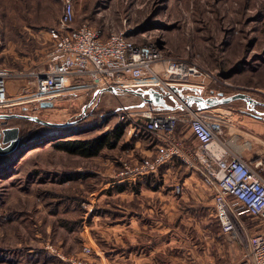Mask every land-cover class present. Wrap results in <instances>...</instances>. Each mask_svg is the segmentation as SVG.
<instances>
[{"label": "rangeland", "instance_id": "374dc122", "mask_svg": "<svg viewBox=\"0 0 264 264\" xmlns=\"http://www.w3.org/2000/svg\"><path fill=\"white\" fill-rule=\"evenodd\" d=\"M73 5V27L87 24L103 28L105 34L126 30L136 43L149 42L166 57L194 62L207 74L206 95L245 92L264 103V0H73ZM62 9L63 0H0V66L11 73L44 69L52 47L48 29L57 26ZM92 97L90 91L79 93L73 99L70 97L72 101L61 99L56 106L30 109L29 113L51 122L80 117L79 121L84 124L99 115L105 116L102 126L92 127L91 131L79 136L89 138L119 123V112H141L151 107L138 106L140 98L125 93H105L95 104L86 107ZM256 109L264 111V105ZM13 110L23 113L21 107ZM211 110L225 122L245 128L247 133L251 130L264 132V123L254 117L242 100ZM143 121L137 119L141 125ZM131 125L126 123L117 147L104 149L95 157L67 154L56 150L47 138L33 139L17 152L14 165L10 161L5 167L0 166V264L51 263L56 256L47 246L59 251V244H64L61 240L66 234L58 229L61 220L68 215L80 216L72 210L66 212L65 206L70 203L66 196L76 194L86 201L90 198V189L97 186L102 187L100 192L105 190L103 194L106 195L109 180L117 179L124 170L122 162L140 161L145 154L142 151L152 148L146 138L133 135ZM6 126H16L19 135L27 136L40 124L26 118H10ZM176 130L183 137L187 132L186 124L177 125ZM137 142L141 145L135 146ZM189 144L205 156L195 140H190ZM112 160L120 167H114L119 176L110 179ZM195 162L206 172L197 159ZM202 162L206 168H212L210 159ZM184 172L182 168L180 174ZM153 178L151 184L158 179ZM201 180L213 194L205 175H196L195 181ZM203 218L208 219L212 237L208 244L199 241L196 228L191 227L189 232L195 238L190 244L196 246L185 250L189 264L197 263L196 256L202 264H239L242 248L222 233L218 221H214V208L204 210ZM242 222L250 233L254 231V219L243 215Z\"/></svg>", "mask_w": 264, "mask_h": 264}, {"label": "built area", "instance_id": "2783aa9c", "mask_svg": "<svg viewBox=\"0 0 264 264\" xmlns=\"http://www.w3.org/2000/svg\"><path fill=\"white\" fill-rule=\"evenodd\" d=\"M73 13V0H63L57 26L48 29L52 47L44 69L11 73L0 66V108L13 109L61 99L72 101L79 93H94L108 86L122 89L158 86L165 90L172 86L191 87L206 95L207 74L194 62L166 57L149 42L136 43L126 30L105 34L103 28L87 24L73 27ZM172 94L180 102L179 96ZM211 109L158 111L150 107L141 112H119L118 122L132 124L133 135L144 130L155 139L152 153L133 164L122 162L124 170L120 176L132 178L126 184L142 182L175 161L202 172L213 188V208L222 233L242 248L239 264H264V158L246 160L231 156L224 138L231 123ZM138 118L144 119L142 125L137 122ZM105 119L101 116V121ZM181 123L186 124L205 156L177 133L176 127ZM243 144L249 146V142ZM196 159L206 172L200 170ZM207 159L212 161L211 169L202 162ZM173 189L176 194L181 193L182 184H175ZM92 204L86 200L80 206L89 214L93 211ZM243 215L257 219L252 233L243 224ZM47 247L64 258L51 245ZM91 251L90 247L83 246V255L68 261L90 264L87 256Z\"/></svg>", "mask_w": 264, "mask_h": 264}, {"label": "crops", "instance_id": "0c3cea01", "mask_svg": "<svg viewBox=\"0 0 264 264\" xmlns=\"http://www.w3.org/2000/svg\"><path fill=\"white\" fill-rule=\"evenodd\" d=\"M237 126L231 124L224 133L229 154L246 160L264 158V132L247 133L245 128ZM244 141L249 142V146H245ZM137 145L141 143H135ZM152 148L142 151L143 156L152 153ZM110 166L113 172L110 179L118 177L114 167L119 168V163L112 160ZM182 168L185 172L181 175ZM198 174L202 172L176 161L160 168L156 175L162 183L155 188L142 184L138 193L126 187L106 195L105 190L100 192L102 187L91 188L88 201H92L94 207L102 206L106 212L90 218L82 209L85 215L81 225L68 228L59 224L58 229L66 234L61 240L64 244H59L64 258L54 254L56 257L49 264H71L68 259L83 255V246L92 250L87 256L90 264H189L185 250L196 246L190 244L195 238L189 232L191 227L196 228L199 241L208 244L212 237L203 213L213 207L214 193L202 180L195 181ZM109 181L105 189L110 190L118 184L131 183L132 178L119 176ZM177 183L183 184L179 194L173 189ZM79 207L82 208L80 204ZM72 219L69 215L65 218L67 222ZM214 221L217 223L216 219ZM195 261L202 264L200 257L196 256Z\"/></svg>", "mask_w": 264, "mask_h": 264}, {"label": "water", "instance_id": "95a60500", "mask_svg": "<svg viewBox=\"0 0 264 264\" xmlns=\"http://www.w3.org/2000/svg\"><path fill=\"white\" fill-rule=\"evenodd\" d=\"M172 92L179 96L180 102L174 98ZM105 93H125L134 95L140 98L138 106L143 107L148 105L158 111H174L182 110L184 108L210 109L231 104L237 100H242L253 111L255 118L264 121V111L256 109V106H263L264 103L252 98L245 92H236L229 95L218 92L216 94L204 95L199 89L191 87L180 88L172 86L169 90H165L158 86L148 87L145 89H122L116 86H108L94 92L90 103L87 104L86 107L95 104ZM73 96L75 95L73 94ZM57 104L58 102L42 101L33 106L23 105L21 106L23 113L16 112L11 108L6 110L0 109V155L13 152L19 143V128L16 126H6L7 120L10 118H26L46 126H67L80 120V117H78L75 120H69L66 122H51L29 113L30 109L36 110L39 108H50L56 106ZM244 112L248 113L246 111Z\"/></svg>", "mask_w": 264, "mask_h": 264}, {"label": "trees", "instance_id": "16d2710c", "mask_svg": "<svg viewBox=\"0 0 264 264\" xmlns=\"http://www.w3.org/2000/svg\"><path fill=\"white\" fill-rule=\"evenodd\" d=\"M51 28V27H50ZM101 116H97L96 119L89 124H84V122H76L71 125L67 126H46L40 124V127L32 134H29L27 136H21L19 135V143L17 148L8 154L5 155H0V166L5 167L10 161L12 162V165L15 163L13 162L14 157L16 156L17 152L20 151L23 147H25L27 144L30 143L33 139H49V142H51V145L59 151H64L67 154L75 155V156H80L84 158H89V157H95L98 156L104 149H113L117 147L124 136V132L126 129V122H119L117 124H114L111 128L106 129L103 131L101 134L95 135L93 137L89 138H80L79 136L85 132L91 131L92 127H98L99 125H103L104 122L101 120ZM29 120V119H28ZM258 121H261L257 119ZM32 121V120H29ZM84 125V126H83ZM144 134H139L137 133V138L140 137L139 139L146 138L149 141V145L151 147L154 146L155 144V139L154 137L148 133V132H143ZM51 137V138H50ZM53 137V138H52ZM184 139L187 141V143H190L194 141L193 136L189 129L187 128V132L183 134ZM48 142V141H47ZM157 177L155 175L148 177L145 180L144 185L150 186L151 188L157 187L159 184H161V180L157 179L155 180L156 182L154 184H151V180L153 181L154 178ZM158 178V177H157ZM142 185L141 182H136L132 184H118L117 186L114 187V189H110L107 191L106 194H110L112 191H123L126 189V187H130L132 191L135 193L139 192V187ZM69 195V196H68ZM66 196V200L68 201L69 204L65 206L66 212H70L69 210L78 212L80 216L75 217L71 221H66L65 218L61 220L63 226H66L68 228H75L78 225H81L83 221V215H84V210H82L79 207V204L82 201H85V199L82 196H78L76 194H68ZM51 202H49L48 205H50ZM76 205L71 206V205ZM74 207V208H73ZM51 208V205H50ZM105 211V208L102 206H98L97 204L93 208V211L89 215L91 218L92 215L94 214H103ZM73 218V217H72ZM89 218V219H90ZM252 218V217H251ZM254 219V218H252ZM255 220V219H254ZM257 223V219L255 220Z\"/></svg>", "mask_w": 264, "mask_h": 264}, {"label": "bare ground", "instance_id": "6f19581e", "mask_svg": "<svg viewBox=\"0 0 264 264\" xmlns=\"http://www.w3.org/2000/svg\"><path fill=\"white\" fill-rule=\"evenodd\" d=\"M217 146L214 145V149H216Z\"/></svg>", "mask_w": 264, "mask_h": 264}]
</instances>
